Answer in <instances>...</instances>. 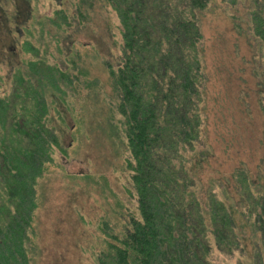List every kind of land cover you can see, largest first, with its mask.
Masks as SVG:
<instances>
[{"label": "rangeland", "instance_id": "rangeland-1", "mask_svg": "<svg viewBox=\"0 0 264 264\" xmlns=\"http://www.w3.org/2000/svg\"><path fill=\"white\" fill-rule=\"evenodd\" d=\"M250 2L210 0L196 14L202 32L205 147L192 166L198 161L199 193L222 189L219 199L232 202L238 212L236 168H244L255 184L264 183V41L249 28ZM81 3L0 0V98L8 102L4 125L14 119L20 124V98L41 89L48 109L45 122L58 138L53 162L46 163L37 180L30 264H95L106 244L105 229L125 210H135L126 166L129 152L119 115L111 111L114 91L105 63L115 66L121 54L119 18L101 0ZM78 10L88 12L87 19ZM30 60L38 62L40 73L59 78L54 80L59 86L41 81ZM48 66L65 75L58 77ZM33 103L29 101L32 112ZM201 197L206 204L207 196ZM240 214L236 220L243 249L231 253L214 248L209 264L252 262L254 238L260 234L253 232L254 220Z\"/></svg>", "mask_w": 264, "mask_h": 264}, {"label": "trees", "instance_id": "trees-1", "mask_svg": "<svg viewBox=\"0 0 264 264\" xmlns=\"http://www.w3.org/2000/svg\"><path fill=\"white\" fill-rule=\"evenodd\" d=\"M101 1L115 10L120 23L119 60L115 66L105 63L113 83L111 111L119 115L129 152L126 166L135 210H125L105 229L106 244L95 264H209L214 248L231 253L243 249L237 213L254 220L253 232L260 234L254 238L250 264H264V183L255 184L244 168H236L239 213L232 202L219 199L222 189L200 194L198 161L192 166L205 147L202 32L196 14L210 0ZM250 1L249 28L264 41V0ZM76 13L87 19L88 12ZM29 62L41 81L59 86L54 81L59 78L40 73L35 60ZM48 68L58 77L65 75L60 68ZM38 90L24 92V119L20 124L14 119L9 127L4 125L8 102L0 98V264H30L37 180L58 146ZM201 195L207 196L206 204Z\"/></svg>", "mask_w": 264, "mask_h": 264}]
</instances>
